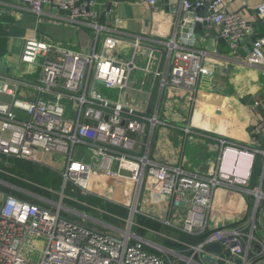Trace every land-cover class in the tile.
Here are the masks:
<instances>
[{
    "label": "built area",
    "instance_id": "2783aa9c",
    "mask_svg": "<svg viewBox=\"0 0 264 264\" xmlns=\"http://www.w3.org/2000/svg\"><path fill=\"white\" fill-rule=\"evenodd\" d=\"M178 1L170 37L147 41L128 38L116 27V18L110 24L114 14L108 9L110 0H21L39 19L50 5L71 23L92 30L94 37L88 52L29 37L20 60L29 68L25 75L0 73V156L37 162L36 153L50 154L59 165L51 170L62 179L58 201L19 187L9 180L11 174L8 180L0 179V264H207L202 256L211 242L228 253L218 258L221 264H264V235L258 224L259 213L264 215V147L256 146L257 137L264 135V119L251 133L253 142L243 144L207 137L191 125L175 126L161 112L169 90L197 93L204 79L220 71L213 58L216 53L199 45L197 23L214 26L217 39L227 44L236 62L263 71L264 35L255 37L243 14L228 8L234 0ZM144 2L154 9L161 0ZM258 19L264 22V0L258 5ZM36 72L37 80L24 78ZM139 72L142 78L136 77ZM26 88L33 95L23 96ZM108 91H114L117 100ZM160 127L181 130L185 146L211 138L216 149L209 147L213 149L209 163L196 169L158 160L154 148ZM227 152L236 159L226 173L222 167ZM245 154L253 157L251 170L262 158L256 186L253 170L246 180L236 174L238 156ZM94 170L115 184L122 180L132 184L130 206L108 199L128 207V217L90 207L115 219L108 222L64 205L66 198L75 201L67 196L69 190L97 195L89 191ZM218 187L242 190L251 198L254 209L247 220L210 229ZM138 216L204 238L190 244L150 231L178 248L156 243L133 232Z\"/></svg>",
    "mask_w": 264,
    "mask_h": 264
},
{
    "label": "crops",
    "instance_id": "0c3cea01",
    "mask_svg": "<svg viewBox=\"0 0 264 264\" xmlns=\"http://www.w3.org/2000/svg\"><path fill=\"white\" fill-rule=\"evenodd\" d=\"M102 1L99 0V2ZM261 1L234 0L228 5L230 10L242 13L246 20L252 24L255 29V37L264 35V27L258 19V5ZM109 5L114 11L110 24L114 25L116 18L119 20L116 27L125 32L128 38L140 36L147 41H152L170 37L176 17L174 10L179 8V1L161 0L158 7L154 9H150L144 0H112ZM45 13L43 18L39 19L25 4H22L21 0H0L1 74L17 77L25 75L29 68L23 67L20 63L23 46L27 38L35 35L41 40L47 39L63 43L77 51L88 52L93 49L94 34L92 30L83 25L71 23L62 13L54 11L50 5L45 7ZM202 27L201 30L197 29L199 45L204 50L216 53L213 58L221 65L220 71L215 77L204 79L202 90L197 93L180 89L169 90L161 110L162 116L175 126L191 125L194 130L207 136L227 137L243 144L251 143L253 142L251 133L264 119V71L236 62L227 44L217 39L216 28L209 24ZM248 44L250 45V41ZM38 77L39 74L36 72L24 78L37 80ZM22 95L25 97L33 95V91L26 88ZM157 136L154 154L158 160L169 164L182 162L186 167L193 168V163L188 156H192L191 150L195 147L193 144L196 145L197 142H190L189 144L193 146L191 148L189 144L185 146L183 144L185 136L176 127H160ZM263 137L264 135L261 134L257 137V142L255 141L256 146L262 149L264 147ZM202 138L208 139L202 152L206 150L209 153L213 151L212 148L216 149V144L211 138ZM232 158L233 162L231 163ZM36 159L37 162L32 163L49 167V169L53 168L47 164L48 162H43V159ZM235 159V154L227 152L222 167L223 171L230 172ZM241 159L239 170L241 174L247 172L246 176L237 174ZM252 163L251 155L238 156L235 167L237 176L246 180L252 171ZM238 191L243 192L242 190ZM232 193L234 196L237 195ZM218 195L216 199L221 205L220 192ZM245 197L250 206V211L248 210L247 213L249 217L253 206L250 204L252 203L251 198L247 194ZM235 198L234 201L238 202L239 199ZM213 207L209 217V227L212 226L210 225L212 213L215 212L216 215L218 212L217 207L214 205ZM236 216H239L238 212H236ZM247 216L240 222L247 220ZM258 224L260 233L264 235V215L261 213L258 215Z\"/></svg>",
    "mask_w": 264,
    "mask_h": 264
},
{
    "label": "trees",
    "instance_id": "16d2710c",
    "mask_svg": "<svg viewBox=\"0 0 264 264\" xmlns=\"http://www.w3.org/2000/svg\"><path fill=\"white\" fill-rule=\"evenodd\" d=\"M262 158L259 157L252 168V176L251 180L253 182V186L257 185L258 179L260 177V165ZM20 164V165H18ZM8 175H12L11 179L8 178ZM0 178L4 180H11L19 187H23L25 189H30L36 194H39L43 197L52 198L55 201L59 200V196L56 194L61 190L62 179L60 175L49 169V167H45L43 165L35 164L32 162H25L22 160H17L14 158H5L0 156ZM251 182V184H252ZM55 192V193H54ZM67 196L72 197L75 201L67 199L64 201V205L66 202V206L75 207L80 211H84L85 213H91L92 208L103 209L110 212L112 215L128 217L129 209L122 204H118L106 199L103 196L92 195V196H81L79 193H71L70 190L66 192ZM17 194V193H15ZM70 207V208H71ZM250 211V209H249ZM83 212V213H84ZM93 216L99 219L107 220L108 222H113L115 219L113 217L107 216L105 214H100L99 212H93ZM68 217L71 220H77L74 216ZM136 226L133 228V232L140 235L142 238H147V235L150 231L159 232L161 234L168 235L172 239H182L184 241L189 242L190 244L199 243L204 237L203 236H187L178 231H173L169 227H166L160 221H153L147 217L138 216L135 220ZM161 243L168 245L170 247L178 248V245L169 244L164 240V238L157 236L156 243Z\"/></svg>",
    "mask_w": 264,
    "mask_h": 264
},
{
    "label": "rangeland",
    "instance_id": "374dc122",
    "mask_svg": "<svg viewBox=\"0 0 264 264\" xmlns=\"http://www.w3.org/2000/svg\"><path fill=\"white\" fill-rule=\"evenodd\" d=\"M138 75L142 78V73L140 72L137 73L136 77ZM228 89L229 87L227 88V90ZM102 90H104V93H106V89L104 86H102ZM108 94L112 99L117 100V94L114 91H108ZM204 140L198 139L196 141L197 142L196 145L193 144V146L195 147L189 144L190 148L193 147V149L191 150L192 156L191 157L190 155L188 156V158L193 163L192 165L193 168L200 169V168L205 167L209 163L211 157L213 156V153H210V152L208 153L206 152V150L202 152V148H204L203 146H205L208 139H204ZM35 155L38 159L40 158L43 159L44 160V161L42 160L43 162H48L47 164H50L51 167H54V168L59 167V165L57 164V161L55 160V157H53L50 154L36 153ZM230 162L231 163L233 162V158L230 160ZM241 163H242V159L239 161L238 168H237V174H241L239 170ZM64 164L65 163H61V168L64 166ZM241 175L246 176L247 172ZM89 191L99 196L102 195L106 199H110L116 202H123V204L128 205V206H130L133 203V197H134V192H135L130 182L126 180H122L118 184H115L106 175L96 170H94L91 173V177L89 181ZM219 192L221 194L220 199L222 200L221 205L218 204L217 199H216V196H219L218 195ZM232 192L236 193L237 195L234 196ZM235 197H237V200L239 199L238 201L239 203L234 201L236 199ZM1 198H2V194L0 193V200ZM146 198L147 196H145V199ZM65 205H66V202H65ZM213 205L217 207L216 209H218V212L216 215H215V212L212 213V221L210 223V225L212 226H210V229L216 228V227L226 228V227L239 223L242 219H244L247 216L248 210L250 208L248 204V200L245 197V194L243 192L241 191L239 192L238 190L226 188V187L217 188L216 195L213 201ZM71 208L75 209L76 211L82 212V213L84 212V211H80L74 206ZM253 209L254 207H252L250 215L252 214ZM236 212H238L239 216H236ZM87 214L93 217V212L87 213ZM147 239L153 242L157 241L155 234L151 232L148 233Z\"/></svg>",
    "mask_w": 264,
    "mask_h": 264
},
{
    "label": "water",
    "instance_id": "95a60500",
    "mask_svg": "<svg viewBox=\"0 0 264 264\" xmlns=\"http://www.w3.org/2000/svg\"><path fill=\"white\" fill-rule=\"evenodd\" d=\"M112 0H110L111 2ZM110 9V5L109 8ZM198 12L200 13L201 11L198 10ZM209 23H204L203 25H201L200 23H197L196 27L197 29L201 30L205 25H208ZM262 25L264 27V22H262ZM154 96L151 98V104H150V108L148 110V113L152 112V107H153V103H154ZM228 253L226 251L223 250V248L215 242H211L209 245H207L204 248V254L202 256L203 261L206 262L207 264H221V262L219 261L218 258H223V257H227Z\"/></svg>",
    "mask_w": 264,
    "mask_h": 264
}]
</instances>
